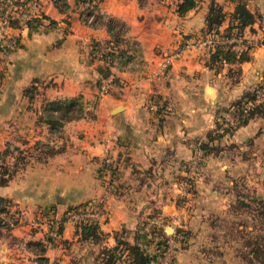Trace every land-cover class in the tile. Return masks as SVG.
Returning <instances> with one entry per match:
<instances>
[{"label": "crops", "instance_id": "1", "mask_svg": "<svg viewBox=\"0 0 264 264\" xmlns=\"http://www.w3.org/2000/svg\"><path fill=\"white\" fill-rule=\"evenodd\" d=\"M95 1V20L87 22L86 2L63 0L60 7V1L40 0V17L20 31L15 47L0 52V150L13 142L31 151L0 184V197L17 217L0 229V264H39L40 255L55 264H98L101 249L114 245L115 236L132 241L146 229L154 208L172 216L176 193L162 187H181L182 177L156 172L180 167L194 143L213 129L217 108L262 79L264 0H194L182 13L175 9L178 0ZM237 3L253 15L248 24L229 29L242 36L232 49H246V58L213 61L208 52L191 48L160 65L183 38L201 34L210 5L225 13L218 26L223 30ZM113 32L127 57L112 60L108 68L118 84L102 92L99 67L106 62L97 53ZM75 95L84 114L48 130L40 121L46 102ZM263 126L264 116H253L232 131L231 140L247 143ZM40 144L59 150L45 154ZM104 146L114 159L109 178L98 171ZM88 198L103 200L98 238L82 237L65 221L59 241L48 242L32 223Z\"/></svg>", "mask_w": 264, "mask_h": 264}, {"label": "rangeland", "instance_id": "2", "mask_svg": "<svg viewBox=\"0 0 264 264\" xmlns=\"http://www.w3.org/2000/svg\"><path fill=\"white\" fill-rule=\"evenodd\" d=\"M211 131L194 143V151L180 167L156 172L163 177L166 172L171 180L182 177L181 187H162L176 193L173 215H162L159 207L154 208L137 239L128 240L123 234L120 238L137 243L151 256V264L168 259L169 264H264V126L247 143L231 140L232 132L215 135ZM102 151L98 171L107 178L114 173V159L109 154L112 163H104L107 147ZM65 209L58 208L48 220L73 222L64 218ZM167 222L172 230L163 227ZM119 252L115 264H128L130 255L123 243Z\"/></svg>", "mask_w": 264, "mask_h": 264}, {"label": "trees", "instance_id": "3", "mask_svg": "<svg viewBox=\"0 0 264 264\" xmlns=\"http://www.w3.org/2000/svg\"><path fill=\"white\" fill-rule=\"evenodd\" d=\"M54 2L60 1L61 3L58 5L60 7L63 6V0H53ZM80 2L88 3V7L85 9L86 13L92 14V20H95V16L93 14V9L96 5L95 0H78ZM194 5V0H178L176 2L175 9L178 13H182L188 8ZM228 24L225 26L223 30H219L218 26L221 21L225 18V13L220 10L216 5H210L208 12L205 17V27L201 31V33H205L211 30H214L221 35H227L231 32L229 29L231 27L240 28L249 22L252 21L253 15L248 10L244 8L242 3H237L234 10L228 14ZM37 18H32L27 22V25H30L31 22L35 21ZM234 21V23H232ZM110 23H112L110 21ZM238 32V30H236ZM119 40L118 32L111 33V37L105 39L104 41L108 44V47L104 51H98L97 57L98 59L106 62V65L99 67V72L102 76L111 75L113 84H118L117 77L113 76L109 72L108 66L112 63L114 58H119L124 56V60H126L127 55H125L124 50L117 48V41ZM95 44V43H94ZM246 49H242L239 51H234L232 49V44H222L217 45L209 54L210 59L213 61L218 60H233L234 58L243 59L247 57ZM237 54V55H236ZM249 100L251 101V105L243 111V107L241 106V101ZM91 107H93L94 102H91ZM44 112L40 116V121L44 122L47 125L48 130L57 131L61 126L62 122L72 118H78L82 116L85 112L84 102L81 100L80 95H75L69 98L64 99H55L46 102L44 105ZM229 106L233 107L234 116H235V124L233 126L223 127L222 131H218L217 128L220 125L217 121L218 111L220 109H226ZM90 112V111H89ZM253 116H264V71L262 73L261 81L252 89L245 91L239 97L233 99L227 106H223L221 108H217L215 112L214 118V127L211 133H216L215 135L231 133L236 127L242 125L247 122V120ZM210 134V132H208ZM41 143V142H40ZM44 149H40L41 152L45 154H51L59 149L52 148L49 146H44L40 144ZM16 150L15 155L13 156V167L10 168L7 165L0 164V184H4L9 178H11L22 166L27 156L31 154L29 148H20L17 145L13 146ZM36 148V147H34ZM11 151L8 148V144L4 147V149L0 150V157H4L5 155L10 154ZM112 171V170H111ZM86 201V200H85ZM85 201L79 202L74 205H69L65 210L73 209L78 206H82L85 204ZM9 200L0 197V229H8L12 225L17 222V217L13 216L9 212L8 209ZM72 224L79 229L82 237H93L98 238V222H87V221H73ZM61 225L58 226V234L60 235ZM60 236L58 237V239ZM119 236H115V243L111 247L102 248L101 255L98 264H115L120 258L119 247L124 244L125 250L129 252L130 258L128 264H151L152 258L151 256L146 255L142 249L138 246L137 243H127L122 241ZM48 242H57V239H48ZM263 248L262 251L264 253V234H263ZM164 242H162L163 244ZM39 264H55L54 262H48L45 257H38Z\"/></svg>", "mask_w": 264, "mask_h": 264}, {"label": "built area", "instance_id": "4", "mask_svg": "<svg viewBox=\"0 0 264 264\" xmlns=\"http://www.w3.org/2000/svg\"><path fill=\"white\" fill-rule=\"evenodd\" d=\"M41 3L40 0H0V52L4 49L15 47L20 40V31L27 27V22L32 18L40 17ZM85 19L87 22L92 20V14L86 13ZM242 36L238 33L231 32L227 35L211 30L201 33L195 37L183 38L174 49L166 53L160 65L165 67L170 63L171 58L184 49H201L210 53L217 45L233 44L235 41H240ZM261 42L264 43V32L261 36ZM108 44L103 41L101 43L100 51H104ZM113 85L111 75L103 76L100 80L99 88L102 91ZM251 105V101L243 99L241 106L243 111ZM217 121L220 124L217 128L222 131L223 127L233 126L235 124V116L233 107L229 106L226 109H220L217 115ZM14 144H8L11 151L10 154L0 157V164L13 167V156L16 153ZM103 162L106 164L112 163V158L108 152H105ZM53 211H48L39 216V218L32 220L36 226L43 224V234L48 239H58V226L62 223L58 220L49 219ZM64 218L71 221H87L98 222V219L105 216V209L102 198L88 199L85 204L73 209L64 210ZM170 261H163V264H169Z\"/></svg>", "mask_w": 264, "mask_h": 264}]
</instances>
